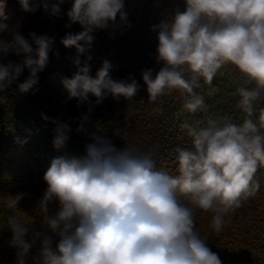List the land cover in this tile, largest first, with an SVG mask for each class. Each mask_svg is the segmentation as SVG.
Here are the masks:
<instances>
[{"label": "clouds", "instance_id": "obj_1", "mask_svg": "<svg viewBox=\"0 0 264 264\" xmlns=\"http://www.w3.org/2000/svg\"><path fill=\"white\" fill-rule=\"evenodd\" d=\"M64 0H19L26 12L43 7L60 14ZM119 15L126 21L124 0H73L67 16L82 31L67 33L61 43L75 48L77 73L65 79L68 97L85 101L91 94L97 103L109 94L132 99L139 91L135 79L115 81L112 64L104 60L95 77L88 56L92 33L114 24ZM4 0H0V33L9 30ZM70 26V25H69ZM158 29L157 62L163 67L153 76L142 72L148 100L180 90L189 94L183 108L189 113L206 111L204 97L194 89L211 85L225 66H234L244 85L236 89L237 108L245 118L235 124L227 117L184 122L181 129L191 138L190 149L177 148L178 175L156 170L151 152L135 145L117 149L100 135L92 137L82 158L57 157L44 175L48 187L39 201L43 222L58 238L34 233L25 237L28 223L17 215L7 218L17 249V264L26 257L36 239L41 246L34 264H222L195 227V212L213 213L211 227L221 232L225 217L241 208L259 190L254 176L264 167V0H185V10H175ZM32 45L16 32L10 42L0 39V56L25 54L23 66L30 76L18 85L27 93L37 83V72L47 65L52 39L30 33ZM35 56V58H33ZM22 65L0 63V91L16 80ZM82 129H78L80 131ZM67 125L56 129L53 146L62 148L68 139ZM23 194L7 200L16 209ZM56 204L54 215L50 205Z\"/></svg>", "mask_w": 264, "mask_h": 264}, {"label": "trees", "instance_id": "obj_2", "mask_svg": "<svg viewBox=\"0 0 264 264\" xmlns=\"http://www.w3.org/2000/svg\"><path fill=\"white\" fill-rule=\"evenodd\" d=\"M72 3L73 0H65L64 8L60 6V14L53 15L48 30L32 32L36 36H47L53 42L47 65L37 72V83L27 93L18 88L30 76V70L23 66L25 54L9 52L0 56V63L4 65L23 66L19 77L0 91V264H17V249L11 244L13 233L7 223L11 215L28 223L27 241H32L34 233H41L53 236L55 247L58 238L43 222L39 209V201L48 187L44 175L54 158H82L86 145L94 142L92 137L100 135L117 149L135 145L143 152H151L156 170L175 176L179 167L176 149L192 147L191 138L181 129L184 122L200 121L204 125L209 117H227L241 124L245 118L236 106V89L244 85V80L230 65L218 72L211 85L201 79V87L194 89L204 97L206 111L187 112L183 105L189 94L180 90H173L156 102L148 100L142 72L151 69L155 76L163 67V62L156 59L158 29L153 28L171 19L176 9L184 11L185 0H124L126 21L121 22L118 15L108 28L95 30L89 50L79 56L81 67L88 56L92 57L88 61L92 77L103 61L108 60L112 64L113 80L131 82L135 79L139 91L132 99L114 98L111 94L100 103L91 94L85 101L70 99L63 81L71 79L78 71L77 52L74 47L65 48L61 41L67 33L82 31L81 26L72 23L67 16ZM14 33H0V39L10 42ZM21 35L30 38L29 32ZM260 107H264V98L257 103V108ZM60 125H67L68 139L57 149L53 141ZM254 182L259 184L256 195L225 217L221 232L211 227L213 213L195 212L196 230L218 254L222 264H264V167L257 170ZM17 194H23V198L16 209H8L7 200ZM49 207V214L54 215L56 204ZM40 246V239H36L26 264H34L33 258L38 256Z\"/></svg>", "mask_w": 264, "mask_h": 264}, {"label": "rangeland", "instance_id": "obj_3", "mask_svg": "<svg viewBox=\"0 0 264 264\" xmlns=\"http://www.w3.org/2000/svg\"><path fill=\"white\" fill-rule=\"evenodd\" d=\"M4 2L6 4V12L10 17L7 21V24L9 25L8 32L11 33L10 35H12L13 32H22L24 34L25 32L32 33L34 31H46L51 27L53 15L43 7H37L35 12H26L21 8L19 0H4ZM30 2H32V0H30ZM51 2H54V0H49V3ZM63 4L64 3L60 4V6L64 8ZM3 33L6 34V31ZM92 35L94 36V34ZM29 37L30 38H27L26 40L29 41L35 50L36 46L30 35ZM12 54H14V52H12ZM8 57L9 56L5 57L3 60ZM73 144H75V142H73Z\"/></svg>", "mask_w": 264, "mask_h": 264}]
</instances>
